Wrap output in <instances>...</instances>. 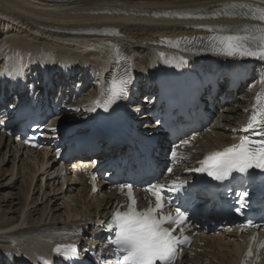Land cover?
<instances>
[{
    "label": "bare ground",
    "instance_id": "6f19581e",
    "mask_svg": "<svg viewBox=\"0 0 264 264\" xmlns=\"http://www.w3.org/2000/svg\"><path fill=\"white\" fill-rule=\"evenodd\" d=\"M227 2L229 0H0V74H6L9 81H13L22 63L28 87H31L32 69L41 66L53 72L79 69L80 77L93 80L86 94L88 99L74 109L84 108L86 113L100 97L102 84L110 72V66L104 62L107 58L103 55L104 47L111 51V64L119 50L121 63L134 67L136 82L140 74H150L168 54L176 59L183 57L199 72L207 68L213 73L241 75L252 60L173 53L161 45L163 38L181 40L205 34L209 26L249 23L227 17L172 19L185 13L210 15L214 7ZM202 9L205 11H199ZM87 31H108L114 36L81 40L73 36ZM85 71H90V75H85ZM244 108L241 102L222 109L225 114L219 116L220 120L214 119L217 121L213 131L217 137L203 136L207 149L231 142L225 130L235 128ZM75 120L80 122L78 118ZM57 127H64V123L58 120ZM48 157L42 152H24L10 142L4 144L0 138V264H16L22 255L34 253L38 258L39 252H46L47 245L38 243L37 236H32L34 233L72 226L85 229L97 222L102 213L107 214V204L112 202L113 194L90 198L85 186H74L68 178H65L68 184L64 188L55 176L56 164L50 162L52 156ZM16 186L19 197L13 199L12 191ZM17 205H20L18 209ZM14 206L15 209L11 208ZM85 233L89 234L86 230ZM206 243L212 246V254L203 250L181 263L204 264L209 260L210 264H235L233 259L238 255L235 243L221 245L220 237L207 238Z\"/></svg>",
    "mask_w": 264,
    "mask_h": 264
},
{
    "label": "snow or ice",
    "instance_id": "6c2138e0",
    "mask_svg": "<svg viewBox=\"0 0 264 264\" xmlns=\"http://www.w3.org/2000/svg\"><path fill=\"white\" fill-rule=\"evenodd\" d=\"M220 17L239 18L249 23L209 26L206 28L209 33L206 37L169 41V44L177 48L182 43L186 46L199 44L203 50L211 51L216 55L264 60V0H251V2L229 0L227 3L214 7L210 15L193 16L191 13L184 15V18L197 19ZM185 50L188 49L185 48ZM115 59L117 62L121 59L119 50L116 51ZM130 82L131 76L127 71L114 75L102 88L101 98L94 101L92 110L102 107L104 111H108L117 100L126 97ZM260 84L262 88L255 96L249 119L240 130L245 134L241 136L240 142L226 147L223 151L207 154L194 171L205 173L219 182L229 180L233 174L246 177L253 169L264 172V78L260 80ZM76 110L79 111V109ZM188 144L189 141H183V145ZM171 155L174 159L177 158V150L173 149ZM168 171L170 173L172 169L169 168ZM184 187V183L173 181L167 190L179 192ZM165 190L163 184L150 185L145 191L151 195L154 202L149 201L146 209L138 210L133 196V185L129 183L120 186L121 193H127L126 210L121 211L118 207L106 224V230L114 235V238L108 241L114 253L113 264H175L180 246L190 244L189 238L184 235L183 228L188 216L179 207L175 208L174 214L166 211V207L171 205V200L165 202L163 195ZM238 195L241 197L240 206L243 208L246 206L243 201L248 196V192L244 191ZM242 227L261 228L264 225L249 221ZM177 230L179 235L174 234ZM252 240L255 243L256 238L253 237ZM258 248L264 249V242H261ZM56 251L61 252L62 249L57 247ZM75 252L76 249L72 246L64 249L65 255H74ZM252 256L253 249L250 246L246 259Z\"/></svg>",
    "mask_w": 264,
    "mask_h": 264
},
{
    "label": "rangeland",
    "instance_id": "374dc122",
    "mask_svg": "<svg viewBox=\"0 0 264 264\" xmlns=\"http://www.w3.org/2000/svg\"><path fill=\"white\" fill-rule=\"evenodd\" d=\"M1 158H2V160H3V158H4V156H3V154H1ZM39 184V183H38ZM38 184H37V186H38ZM13 199H15L16 197H17V199H18V197H19V191H18V189H17V186H16V189H14L13 191ZM75 192H73V194H74ZM20 207V205H17V209ZM11 208H14L15 209V206L14 207H11Z\"/></svg>",
    "mask_w": 264,
    "mask_h": 264
}]
</instances>
